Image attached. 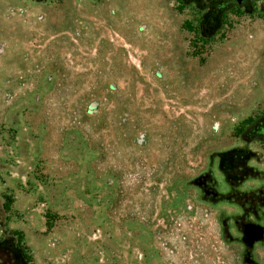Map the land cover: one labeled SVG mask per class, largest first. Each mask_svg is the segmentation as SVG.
<instances>
[{
    "label": "rangeland",
    "instance_id": "374dc122",
    "mask_svg": "<svg viewBox=\"0 0 264 264\" xmlns=\"http://www.w3.org/2000/svg\"><path fill=\"white\" fill-rule=\"evenodd\" d=\"M226 2L0 0V240L264 264V0Z\"/></svg>",
    "mask_w": 264,
    "mask_h": 264
},
{
    "label": "trees",
    "instance_id": "16d2710c",
    "mask_svg": "<svg viewBox=\"0 0 264 264\" xmlns=\"http://www.w3.org/2000/svg\"><path fill=\"white\" fill-rule=\"evenodd\" d=\"M0 256L7 259L6 262H0V264H30L31 262L29 254L22 248L2 240H0Z\"/></svg>",
    "mask_w": 264,
    "mask_h": 264
},
{
    "label": "flooded vegetation",
    "instance_id": "af4514ba",
    "mask_svg": "<svg viewBox=\"0 0 264 264\" xmlns=\"http://www.w3.org/2000/svg\"><path fill=\"white\" fill-rule=\"evenodd\" d=\"M248 0H240L238 2L237 0H227V2L223 5H220L219 7H225L228 4H236L238 6H245L247 4ZM252 138H264V126L262 125V122H258L256 125L252 128Z\"/></svg>",
    "mask_w": 264,
    "mask_h": 264
},
{
    "label": "water",
    "instance_id": "95a60500",
    "mask_svg": "<svg viewBox=\"0 0 264 264\" xmlns=\"http://www.w3.org/2000/svg\"><path fill=\"white\" fill-rule=\"evenodd\" d=\"M237 1L240 2V0ZM243 232L247 238L252 239L260 233V228L255 225H247Z\"/></svg>",
    "mask_w": 264,
    "mask_h": 264
}]
</instances>
